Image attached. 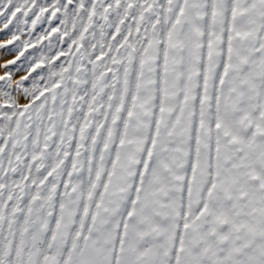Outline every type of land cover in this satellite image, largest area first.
Wrapping results in <instances>:
<instances>
[{
  "label": "snow or ice",
  "instance_id": "6c2138e0",
  "mask_svg": "<svg viewBox=\"0 0 264 264\" xmlns=\"http://www.w3.org/2000/svg\"><path fill=\"white\" fill-rule=\"evenodd\" d=\"M0 264H264V0H0Z\"/></svg>",
  "mask_w": 264,
  "mask_h": 264
},
{
  "label": "rangeland",
  "instance_id": "374dc122",
  "mask_svg": "<svg viewBox=\"0 0 264 264\" xmlns=\"http://www.w3.org/2000/svg\"><path fill=\"white\" fill-rule=\"evenodd\" d=\"M0 38H2V34H0Z\"/></svg>",
  "mask_w": 264,
  "mask_h": 264
}]
</instances>
